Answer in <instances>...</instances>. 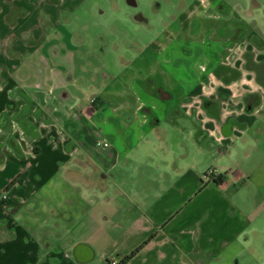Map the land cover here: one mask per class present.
Segmentation results:
<instances>
[{
  "label": "crops",
  "instance_id": "obj_1",
  "mask_svg": "<svg viewBox=\"0 0 264 264\" xmlns=\"http://www.w3.org/2000/svg\"><path fill=\"white\" fill-rule=\"evenodd\" d=\"M59 1L0 0V264L120 263L137 248L126 264H251L264 236V38L232 65L239 36L226 60L210 56L235 104L175 81L172 43L144 48L98 91L74 90L72 74L25 70L79 3Z\"/></svg>",
  "mask_w": 264,
  "mask_h": 264
},
{
  "label": "rangeland",
  "instance_id": "obj_2",
  "mask_svg": "<svg viewBox=\"0 0 264 264\" xmlns=\"http://www.w3.org/2000/svg\"><path fill=\"white\" fill-rule=\"evenodd\" d=\"M130 2L133 0H79L72 10L62 8L60 24L50 30L36 53L37 58L44 56V61L40 65L36 57L27 61L25 70L29 71L31 81L39 82L55 70L61 80L69 74L76 78L71 89L83 86L98 91L144 48L151 46L161 52L172 43L173 65L165 67L176 76L175 81L185 79L189 85L200 82L204 91L214 85L215 90L224 91V104H235L237 89L212 77L216 71L210 56L218 52L226 60L232 34L243 42L231 50L223 65H232L247 51H258L256 40L264 38V0H135L136 5ZM228 21L231 29L221 24ZM244 21L253 32L242 29ZM196 22L202 24L201 29H196ZM245 74V89H255V83L250 85L255 78ZM187 102L200 103L195 94ZM96 148L102 149L98 145ZM253 239L257 249L252 253L251 264H264V236Z\"/></svg>",
  "mask_w": 264,
  "mask_h": 264
},
{
  "label": "built area",
  "instance_id": "obj_3",
  "mask_svg": "<svg viewBox=\"0 0 264 264\" xmlns=\"http://www.w3.org/2000/svg\"><path fill=\"white\" fill-rule=\"evenodd\" d=\"M102 144H103L104 147H107L108 146V143L107 142H102ZM204 178L208 182L220 181L221 178H222V175L219 174L215 169H209L205 173ZM2 198L3 199H7V195H3ZM108 264H118V262L117 261H112V262H109Z\"/></svg>",
  "mask_w": 264,
  "mask_h": 264
},
{
  "label": "trees",
  "instance_id": "obj_4",
  "mask_svg": "<svg viewBox=\"0 0 264 264\" xmlns=\"http://www.w3.org/2000/svg\"><path fill=\"white\" fill-rule=\"evenodd\" d=\"M140 250V248H137L136 250H134L129 256H126L123 260H121L120 263L118 264H126L127 261H129L138 251ZM109 263V262H108Z\"/></svg>",
  "mask_w": 264,
  "mask_h": 264
},
{
  "label": "water",
  "instance_id": "obj_5",
  "mask_svg": "<svg viewBox=\"0 0 264 264\" xmlns=\"http://www.w3.org/2000/svg\"><path fill=\"white\" fill-rule=\"evenodd\" d=\"M130 4H131V5H136V2H135V0H133V2H132V3L130 2Z\"/></svg>",
  "mask_w": 264,
  "mask_h": 264
}]
</instances>
